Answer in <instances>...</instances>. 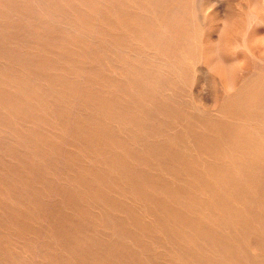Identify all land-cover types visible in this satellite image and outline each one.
Returning a JSON list of instances; mask_svg holds the SVG:
<instances>
[{
	"label": "rangeland",
	"instance_id": "1",
	"mask_svg": "<svg viewBox=\"0 0 264 264\" xmlns=\"http://www.w3.org/2000/svg\"><path fill=\"white\" fill-rule=\"evenodd\" d=\"M43 1L55 12L50 4L58 0ZM86 1L98 2L96 8L128 2L122 14H109L106 30L112 36L105 37V48L98 37L90 43L61 23L46 22L47 15L23 23L0 13V264H232L221 261L213 245L190 242L199 232H189L188 225L162 213L179 205L154 187L171 186L203 205L211 201L190 191L188 171H203L204 162L209 167L211 150L227 144L234 123L241 121L234 115L238 110L218 114L222 106L251 81L264 78V25L258 23L264 20V0H188L187 12L178 16L189 33L173 40L169 27L174 16L165 14L170 0ZM63 2L56 13L63 19L80 11L92 14L79 0ZM116 15L138 17V27L117 34ZM138 31L145 37L136 41ZM252 31L261 32L260 38L250 41ZM130 33L126 42L117 40ZM118 42L124 44L120 49ZM20 81L32 95L18 92ZM231 155L224 152V166ZM227 187L218 186L219 194L229 192ZM257 205L241 210L231 204L240 215L236 222L223 221L230 211L217 206L205 219L197 210L182 213L186 223L204 225L220 238L239 255L240 264H252L261 255L253 243H264L258 228L264 209ZM12 217H17L15 226ZM70 243L73 248L64 252Z\"/></svg>",
	"mask_w": 264,
	"mask_h": 264
},
{
	"label": "bare ground",
	"instance_id": "2",
	"mask_svg": "<svg viewBox=\"0 0 264 264\" xmlns=\"http://www.w3.org/2000/svg\"><path fill=\"white\" fill-rule=\"evenodd\" d=\"M64 0H58L55 1L54 3H51L50 6L54 7V11H52V9L49 8V3L45 2L43 0H39V2H34L32 0H22V1H13V0H0V13L2 15H4V17H8V16H18L20 21L23 23H28L29 21H35L37 19H39L41 16H45L47 15L45 18L49 19L46 22H53V23H58V24H62V27L64 29H66L67 31L74 33V35H76L79 39H86V40H91L90 43H96L95 42V38L98 37V39L96 41H98L100 44H103L104 48L105 45H108L107 43V39L105 37H111L112 34L106 30L109 29L110 27L108 26L107 23H109V17H110V13H118L120 12L121 8H123L128 2H125L126 4H124L123 2H119L117 1L116 3H110V5H114L112 7H110V5H106V4H99L100 8H96V6L98 5V2L95 1H86V0H79L78 5H81L83 7H86V9L90 10V13L92 14H85L83 11H80L81 14H76L74 16H65L68 17V19H63L62 17L56 15L59 14V7L62 6L64 4L63 2ZM103 1V0H102ZM108 1V0H107ZM111 0H109L110 2ZM113 1V0H112ZM130 1V0H129ZM151 1V0H150ZM161 1V0H160ZM166 1V0H165ZM168 1V0H167ZM108 3V2H107ZM123 3V4H122ZM138 3V2H137ZM168 3H170V7L165 11V14L167 17H171L174 16V18L171 17V19H173V22L170 24L169 29L171 31L170 32V39L173 40V38H181L183 39V37H186L188 35L189 32H187V24L185 22L182 21V19H180L181 17H179L178 15L182 14L183 12H187L186 10L188 8H186L187 5H189L188 0H184V1H176V0H170ZM93 4V5H92ZM176 6V8L174 9V6ZM166 7V6H165ZM46 8H49L50 10H47ZM133 9V8H132ZM78 10V9H77ZM73 11V10H72ZM88 11V10H87ZM123 11V9H122ZM75 12V11H74ZM79 12V11H78ZM129 12V11H128ZM189 12V10H188ZM126 12H124L125 14ZM0 14V15H1ZM62 14V13H61ZM120 14H122L120 12ZM41 15V16H40ZM54 15V16H52ZM113 15V14H112ZM127 16V15H126ZM125 15L123 17L121 16H115L117 21H120L119 23L117 22V25H114L113 28H116L118 30L117 34H121L122 32H127L130 31V29L136 27H138V23L139 20L138 19V23H137V18L138 17H126ZM175 16H177V18H175ZM260 17V16H258ZM262 17V16H261ZM256 19V18H254ZM112 21V20H110ZM248 21V19H247ZM250 22V21H248ZM257 23V22H256ZM259 25L263 26L264 25V20L261 19L258 21ZM248 24V23H247ZM141 25V24H140ZM249 25V24H248ZM50 27V26H49ZM45 29V28H44ZM49 30V29H48ZM261 31V30H259ZM139 32V33H138ZM134 34V38L136 39V41H139L141 39H143V36L145 37V33H143L142 31H138ZM113 33V32H112ZM263 35V34H262ZM261 36V32H256V31H252L250 32V38L252 41L253 38H260ZM264 37V36H263ZM262 37V38H263ZM131 38V33L128 34L126 37H120L117 40L118 41H123L126 42L128 39ZM114 39V38H112ZM263 39H261L262 41ZM74 41V40H73ZM259 41V40H258ZM263 42V41H262ZM84 45V44H83ZM123 43L121 44V42H118V44L115 45L116 48L120 49L123 47ZM153 45V47L158 48V50H162L161 46L158 44H151ZM96 46V45H95ZM110 46V44H109ZM82 48V46H81ZM161 48V49H160ZM118 52V51H116ZM115 53V52H113ZM110 54V52H109ZM62 55V54H61ZM112 55V54H111ZM112 58V57H111ZM87 73V72H86ZM260 80H255V82L251 81L249 84H247L245 87L242 88L241 91H238V93L235 95H233V97L228 100L221 108L222 112H218V114L222 115L223 117L227 116V114H230L236 110H238L237 113H234V115H239L237 117H241V121H239L238 123H234V125H236L233 129H234V133L231 132V134L229 135V137L227 138L228 142L227 144H221V146H217L215 147L213 150H211V157L213 159V163L210 164V166L208 167L207 164L204 162L203 166L201 165V167L204 168V172L203 171H196L194 170L192 167L191 169L188 171V177H190V191L191 190H198L206 195L209 196V198L211 199V201L206 202L204 205L201 201V203L199 204L198 202L196 203L195 200L192 199L191 195L187 196V194L183 191H174L173 189H171L170 187L167 189L165 187L162 188H157L154 187V191L155 192H159L164 196H168L171 197L173 199L176 200V202L178 203L179 207L178 210H171L172 208H168V209H160V211L162 213H164L165 215L169 216L174 222L179 223V224H184L185 226H189L188 230L191 233H197L199 232V234L196 236L195 234H192L191 236L193 237V239H189L190 242L195 243V242H201L205 245H207L208 247L213 245L214 246V250H216V253L218 254V257L220 258L221 261L225 262V263H229L232 262V264H240L239 262V258L237 254L233 253L232 251H230L229 248H225V245L223 243H221L219 239H217V237L213 238L214 236H212L209 229L204 228V225H200L202 230L200 232V226L195 222L191 221L189 223H186L184 220V216L182 211L185 210H197L202 214V219L207 218V216H209L212 208L211 206H217L220 207L222 209L227 208L229 209V213H227V219L223 220L225 222H229L231 220L235 221V220H239V216L236 213V207H231L230 205H235V206H241V210L245 207H250L251 203H256L258 204L260 207H263L264 209V128L261 130V128H252L251 127V123H256V125L262 124L264 127V78L263 77H259ZM87 79V78H86ZM79 82V81H78ZM240 85V84H239ZM21 89H18V92L20 94H23L24 96H30L31 91L29 90L28 86L23 82L20 81L18 83V85ZM113 96V95H112ZM17 99H19L18 97H15ZM29 98V97H28ZM16 99V100H17ZM20 101V100H19ZM12 102H14L13 100H10V102H8V104H11ZM28 102V101H27ZM26 104V103H25ZM108 106V105H107ZM21 107V105L19 106ZM109 107V106H108ZM42 109V108H41ZM14 110L12 109V112ZM219 111V110H218ZM214 112V111H213ZM116 114V113H115ZM119 114V113H118ZM117 114V115H118ZM232 116V115H231ZM230 117V116H229ZM176 118V117H175ZM25 119V118H24ZM19 120V119H18ZM17 120V121H18ZM21 123V122H20ZM246 123H248V125L246 127ZM214 124V123H213ZM202 125V127H205V123L200 121V124ZM238 125V126H237ZM8 126V125H7ZM214 127H217V125H214ZM243 128V129H242ZM252 128V129H251ZM204 129V128H203ZM246 129V130H245ZM249 130V131H248ZM215 133V132H214ZM218 133V132H217ZM223 133V132H222ZM230 133V132H229ZM239 133H241V135H239ZM243 133V134H242ZM160 134V133H159ZM216 134V133H215ZM146 136V135H145ZM223 136H221L222 138ZM145 139V138H144ZM143 139V140H144ZM167 139V138H166ZM116 140V139H115ZM170 140V139H169ZM172 140V139H171ZM181 140V139H180ZM219 141V140H218ZM261 141V143H260ZM147 142V141H145ZM151 142V141H150ZM167 142V141H166ZM170 142V141H169ZM185 142V141H184ZM225 142V141H224ZM196 143V142H195ZM219 143H221V141H219ZM256 143V144H255ZM152 146V145H151ZM166 146V145H165ZM214 146V145H213ZM154 147V146H153ZM157 147V146H155ZM160 147V146H159ZM178 147V145H177ZM183 147V146H182ZM198 147V146H196ZM169 148V147H168ZM174 148V147H173ZM200 148V146H199ZM205 148V147H204ZM210 148V147H209ZM171 149V148H170ZM207 149V148H206ZM149 150V149H148ZM154 150V149H153ZM184 150V149H183ZM200 150V149H199ZM203 150V149H201ZM151 151V150H150ZM176 152H178V150H175ZM206 151V150H205ZM204 151V152H205ZM229 152L230 154H232L231 159L228 162V165L224 166V152ZM181 152V151H180ZM258 152H260V155H263L262 160L259 159L258 156ZM166 153V152H164ZM179 153V152H178ZM183 153V152H182ZM156 154V153H155ZM154 154V155H155ZM159 154V153H158ZM162 154V153H161ZM128 155V154H127ZM173 155V154H172ZM171 155V156H172ZM186 155V154H185ZM226 155V154H225ZM101 156V155H100ZM182 156V155H180ZM188 156V155H187ZM230 156V155H229ZM237 156V157H235ZM108 157V156H107ZM141 157V156H139ZM147 157V156H146ZM143 158V157H141ZM148 158V157H147ZM183 158V157H182ZM199 158V157H198ZM139 159V158H138ZM137 159V160H138ZM146 159V158H144ZM152 159V158H151ZM154 159V157H153ZM159 159V158H158ZM157 159V160H158ZM189 159V157H188ZM191 159V158H190ZM143 160V159H142ZM141 160V161H142ZM147 160V159H146ZM175 160V159H174ZM153 161V160H152ZM155 161V160H154ZM162 159L160 160V163L162 164ZM167 161V160H166ZM165 161V162H166ZM176 161V160H175ZM184 161V160H183ZM188 162V161H187ZM186 162V163H187ZM199 162V161H198ZM203 162V161H202ZM182 163V162H180ZM179 163V164H180ZM109 164V163H108ZM139 164V163H138ZM149 164V163H148ZM189 163H187L188 165ZM200 164V163H199ZM168 165V164H167ZM143 166V165H142ZM190 166V164H189ZM196 166V165H195ZM205 166L207 167V170L205 168ZM172 167V166H171ZM117 168V166L115 167ZM209 168V169H208ZM168 169V168H167ZM171 169V168H170ZM188 169V167H187ZM177 170V169H176ZM179 170V169H178ZM180 171V170H179ZM182 171V170H181ZM133 172V171H132ZM143 172V171H140ZM157 172V171H156ZM170 172V171H169ZM183 172V171H182ZM166 173V171H165ZM168 173V172H167ZM186 173V172H185ZM169 174V173H168ZM187 174V173H186ZM155 175V174H154ZM153 175V176H154ZM170 175V174H169ZM176 175V174H175ZM205 175V176H203ZM180 175L176 176V180L177 177H179ZM202 176V177H201ZM142 177V176H141ZM144 177V176H143ZM183 177V176H182ZM187 177V176H186ZM131 178V176H130ZM146 178V177H145ZM156 178V177H155ZM167 179V178H166ZM174 179V180H175ZM183 179V178H181ZM188 179V178H187ZM186 179V180H187ZM148 180V179H147ZM172 180V179H171ZM180 180V179H179ZM185 180V181H186ZM149 181V180H148ZM146 182V184L149 187H153L151 186V182ZM161 181V180H160ZM165 181V180H163ZM188 181V180H187ZM121 182V181H120ZM169 182V181H167ZM175 182V181H174ZM172 182V183H174ZM102 183V181H101ZM164 183V182H163ZM188 183V182H186ZM197 184V186H194V184ZM110 184V183H109ZM134 184V183H133ZM136 184V183H135ZM158 184V181H157ZM171 184V183H170ZM98 185V184H97ZM128 185V184H126ZM125 185V186H126ZM132 185V184H131ZM141 185V184H140ZM159 185V184H158ZM157 185V186H158ZM162 185V184H161ZM166 185V184H165ZM176 185V184H175ZM220 185H225V186H229V192H225V193H220V190L218 188V186ZM138 186V185H137ZM160 186V185H159ZM95 186H87V189L89 190H93ZM186 187V186H185ZM227 187V188H229ZM145 188V187H144ZM147 188V187H146ZM145 188V189H146ZM222 188V187H221ZM226 188V189H227ZM223 189V188H222ZM221 189V190H222ZM118 190V189H117ZM144 190V189H143ZM224 190V189H223ZM252 191V192H248V191ZM189 191V190H188ZM135 192V190H134ZM142 193V191H141ZM140 193V194H141ZM191 193V192H190ZM122 194V193H121ZM146 194V193H145ZM144 194V195H145ZM132 195V194H131ZM139 195V194H138ZM158 195V194H157ZM156 195V196H157ZM199 195V194H197ZM123 196V195H121ZM215 196L217 197L216 200ZM145 197V196H144ZM195 197V196H194ZM197 197V196H196ZM202 197V194H201ZM256 197H259L256 198ZM138 198V196H137ZM143 198V197H142ZM156 199V198H155ZM172 199V200H173ZM132 200V199H131ZM143 199H141L142 201ZM204 200V198H203ZM209 200V199H208ZM105 201L108 202V200L105 199ZM133 201H135V199H133ZM153 200H151L152 202ZM159 201V199H158ZM174 201V200H173ZM213 201V202H212ZM99 202V201H98ZM130 203V202H129ZM154 203V201H153ZM168 203V202H167ZM149 204V202H148ZM161 204V203H160ZM99 205V203L97 204ZM113 205V204H112ZM163 205V204H162ZM166 205V204H165ZM257 205V206H258ZM96 206V205H95ZM102 206V205H101ZM110 206V205H109ZM161 206V205H160ZM168 206V205H167ZM174 206V205H173ZM97 207V206H96ZM95 207V208H96ZM100 207V206H99ZM122 207V206H121ZM138 207V205H137ZM157 207V206H156ZM194 207V208H193ZM133 208V207H132ZM167 208V207H166ZM176 208V207H175ZM134 209V208H133ZM132 209V210H133ZM141 209V208H140ZM156 209V208H155ZM177 209V208H176ZM251 209V208H250ZM113 210V209H112ZM157 210V209H156ZM226 210V209H225ZM244 210V209H243ZM108 211V210H107ZM122 211V210H121ZM119 209V212H121ZM141 211V210H140ZM151 211V210H150ZM159 211V212H160ZM256 211V210H255ZM106 212V210H105ZM128 212V211H127ZM131 212V211H130ZM158 211H156L157 213ZM158 212V213H159ZM190 211H188L189 213ZM248 212V211H247ZM250 212V211H249ZM113 213V212H112ZM115 213V210H114ZM129 213V212H128ZM142 213V212H141ZM218 213V212H217ZM216 213V214H217ZM220 213V212H219ZM251 213V212H250ZM161 214V213H160ZM159 214V215H160ZM214 214V212H213ZM249 214V213H248ZM260 214V213H259ZM157 214V216L159 217V220L162 219V217L160 218ZM120 216V215H119ZM133 216V215H132ZM154 216V215H153ZM187 216V215H186ZM106 217V216H105ZM121 217V216H120ZM166 217V216H165ZM200 217V216H199ZM219 217V216H217ZM245 217V216H244ZM17 217H12V226L17 224ZM190 217H188L189 219ZM226 218V216H225ZM105 219V218H104ZM129 219V218H128ZM217 219V218H216ZM253 220L256 219V217L252 218ZM259 219V218H258ZM133 220V218H132ZM139 220V219H138ZM10 221V220H8ZM161 221V220H160ZM188 221V220H187ZM242 221V220H241ZM259 221V220H258ZM135 222V221H134ZM138 222V221H137ZM198 222V221H197ZM236 222V221H235ZM238 222V221H237ZM234 223V222H233ZM228 224V223H227ZM244 224V223H243ZM121 225V224H120ZM119 225V226H120ZM153 225V222L152 224ZM160 225V224H159ZM171 225V224H169ZM217 225V224H216ZM220 225V224H218ZM224 225V224H223ZM241 225V224H240ZM135 226V225H134ZM164 226V225H163ZM176 226V225H175ZM226 226V225H225ZM231 226V225H230ZM233 226V224H232ZM248 226V225H247ZM157 227V226H156ZM155 227V228H156ZM166 227V226H165ZM172 227V225H171ZM182 227V226H180ZM218 227V226H217ZM229 227V225H228ZM237 227V226H235ZM159 228V227H158ZM161 228V227H160ZM233 228V227H232ZM257 228V227H256ZM261 232L264 233V213H263V218L261 223H259V227ZM142 230V229H141ZM144 230V229H143ZM155 230V229H154ZM208 230V232H207ZM218 230V229H217ZM243 230V229H242ZM245 230V229H244ZM249 230V229H248ZM134 231V230H132ZM178 231V230H176ZM32 233H37L38 231H30ZM141 232V231H140ZM151 232V231H150ZM155 232V231H154ZM153 232V233H154ZM169 232V231H168ZM172 232V230L170 231ZM169 232V233H170ZM186 232V231H185ZM220 232V230H219ZM238 232V231H236ZM249 232V231H248ZM256 232V231H255ZM142 233V232H141ZM163 233V232H161ZM176 233V232H175ZM214 233V232H212ZM258 233V231H257ZM256 233V234H257ZM38 234V233H37ZM156 234V233H154ZM167 234V233H166ZM243 234V233H241ZM253 234V233H252ZM118 235V234H117ZM140 235V233H139ZM147 235V234H146ZM153 235V234H152ZM163 235V234H162ZM160 235V236H162ZM184 235V234H183ZM214 235V234H213ZM218 235V234H217ZM227 235V234H226ZM225 235V236H226ZM261 235V234H260ZM124 236V235H123ZM129 236V235H128ZM127 236V237H128ZM142 236V235H141ZM176 236V235H174ZM216 236V235H215ZM223 236V235H221ZM228 236V235H227ZM255 236V234L253 235ZM256 236H259L258 234ZM125 237V236H124ZM135 237V236H134ZM150 237V236H149ZM168 236L166 235L165 238H167ZM170 237V236H169ZM183 237V236H182ZM186 237V236H185ZM230 237V236H228ZM242 237V236H241ZM252 237V236H251ZM140 238V237H139ZM163 238V239H165ZM189 237H187L188 239ZM245 238V237H244ZM250 238V237H248ZM264 238V237H263ZM135 239V238H134ZM169 239V238H168ZM253 239V237H252ZM255 239V238H254ZM166 240V239H165ZM225 240V239H224ZM245 240V239H244ZM260 240V239H259ZM258 240V241H259ZM185 241V240H184ZM231 241V240H230ZM243 241V240H242ZM248 241V239L246 240ZM245 241V242H246ZM244 242V241H243ZM166 243V242H164ZM226 243V242H225ZM238 243V242H235ZM250 244H252L251 242H249ZM119 244V243H118ZM230 244V243H229ZM242 244V243H241ZM62 246V244H60ZM249 245V244H248ZM203 246V247H204ZM206 246V247H207ZM228 246V245H227ZM242 246V245H241ZM246 246V245H245ZM253 246L258 249L259 252H261V255L259 257L253 258L251 259L252 264H264V243L262 241L259 242H255L253 243ZM71 243L70 245H68V248L66 250H64V252L71 250ZM181 247V246H180ZM201 247V246H200ZM206 247L204 249H206ZM234 247V246H233ZM243 247V246H242ZM240 247V248H242ZM247 248L249 246H246ZM73 248V247H72ZM160 248V247H159ZM183 249H185L184 247H181ZM188 248V247H187ZM198 248V247H197ZM235 248V247H234ZM238 248V247H237ZM75 249V248H74ZM73 249V250H74ZM239 249V248H238ZM63 250V249H62ZM122 250V249H121ZM186 250V249H185ZM199 250V249H198ZM246 250V249H245ZM176 250H174L175 252ZM184 251V250H183ZM212 251V250H211ZM76 253V251H74ZM152 252V251H151ZM177 252V251H176ZM237 252V251H235ZM239 252H242L239 250ZM244 252V251H243ZM249 253H251L250 251H248ZM117 253V252H116ZM188 253V252H185ZM197 253V252H196ZM211 253V252H209ZM246 253V252H244ZM258 253V252H257ZM38 254V253H36ZM120 254V253H119ZM151 254V253H150ZM252 254V253H251ZM116 255V254H115ZM189 255V254H188ZM187 255V256H188ZM207 255V254H206ZM205 255V256H206ZM176 256V255H175ZM186 256V257H187ZM204 256V255H203ZM246 256V255H245ZM253 256V255H251ZM37 257V256H36ZM72 257V256H69ZM118 257V256H117ZM195 257V256H194ZM244 257V255H243ZM248 257V256H247ZM246 257V260H248ZM66 259H68V257H65ZM201 258V257H200ZM199 258V259H200ZM34 259V258H33ZM56 259V258H55ZM188 259H193V257H188L186 258V260ZM65 260V259H64ZM250 260V259H249ZM70 261V260H69ZM189 261V260H188ZM198 260L192 261L191 263L193 264H197ZM63 262V261H62ZM83 262V261H82ZM102 262V261H101ZM124 262V261H123ZM63 263H68V261H64ZM62 263V264H63ZM81 263V262H80ZM147 263V262H146ZM190 263V262H189ZM188 263V264H189ZM206 263V262H205ZM204 263V264H205ZM247 263H249L247 261ZM75 264V263H74ZM85 264V263H84ZM218 264H222V263H218ZM250 264V263H249Z\"/></svg>",
	"mask_w": 264,
	"mask_h": 264
}]
</instances>
